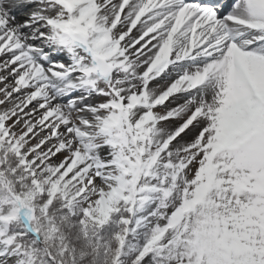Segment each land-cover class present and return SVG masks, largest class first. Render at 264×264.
Here are the masks:
<instances>
[{
  "label": "snow or ice",
  "instance_id": "obj_1",
  "mask_svg": "<svg viewBox=\"0 0 264 264\" xmlns=\"http://www.w3.org/2000/svg\"><path fill=\"white\" fill-rule=\"evenodd\" d=\"M0 264H264V0H0Z\"/></svg>",
  "mask_w": 264,
  "mask_h": 264
}]
</instances>
